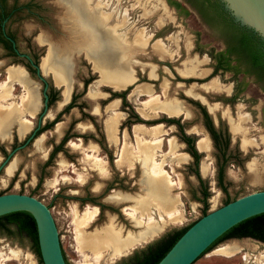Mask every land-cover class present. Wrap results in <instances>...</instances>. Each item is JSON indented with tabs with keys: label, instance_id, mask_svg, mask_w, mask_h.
Instances as JSON below:
<instances>
[{
	"label": "rangeland",
	"instance_id": "obj_1",
	"mask_svg": "<svg viewBox=\"0 0 264 264\" xmlns=\"http://www.w3.org/2000/svg\"><path fill=\"white\" fill-rule=\"evenodd\" d=\"M163 2L169 11L164 22L160 18L162 12L155 11L152 3L146 0H84L83 4L78 0H6V9L11 16L6 19L5 30L16 38L18 49L28 53L33 60L35 57L37 64L41 65L46 54L55 56L56 53L61 60L59 63L69 69L66 80L71 85V97L74 94L76 97L75 106L60 115L59 122L63 124L61 134L55 132L54 125L13 154L0 171V194L31 195L50 208L62 233L63 252L69 264H122L136 252L194 223L203 216L205 205L208 213L228 201L264 190V145L261 144L264 135V80L249 71L236 57L231 58L230 69L214 74V56L224 53V38L184 0H179L183 4L180 10L170 6L166 0ZM81 7L88 11L90 9L93 15L100 17L101 27L97 33L107 41L108 48L115 46L123 49V43L119 44L110 35L122 37L125 42L124 48L130 57L129 68L135 74V79L127 87L122 104L121 98L111 96L117 90L101 83L108 82L104 77L105 66L115 68L121 65V60H117L119 64L116 63V58L120 59V56L117 54L116 58H108L104 52V64L94 65L91 57L99 60L96 55L101 49L91 45L90 35L93 31L89 27L88 33L83 32L81 24L72 20L70 15L74 8ZM100 11L106 14V18L98 15ZM109 13L115 16L111 18ZM110 20L113 22L111 27V24H107ZM98 24L94 21V29ZM78 25L80 31L76 33L74 28ZM138 34L143 38V44L132 41ZM157 45L162 46V52L167 54L165 58H160ZM190 62L198 65L197 73L181 75L180 71ZM27 64L26 59L10 55L0 45V83L11 73L13 84L12 89L10 85L6 88L7 94L11 90L12 98L0 101L3 106L13 101L11 107L0 108V164L12 148L22 144L29 136L43 107V84L35 72H26ZM97 69L101 70V74ZM150 70L154 72L152 78L148 75ZM207 70L208 74H200ZM48 71L53 73L49 68L42 70V74L49 88H55L57 100L49 107L44 123L51 121L62 110L58 111L57 106L64 98V89L54 83ZM22 72L25 77L20 76ZM214 78L224 84L225 89L207 88L206 84ZM86 80L90 82L85 88ZM19 81H23L31 94L35 95L34 105H19L24 92ZM141 83H150L152 93L159 95L163 101L166 98L174 99L176 102L168 103V106L177 108L181 114L170 117L157 113V116L152 114L153 117L144 119L139 114V107H143L142 103L148 97L135 92L136 85ZM163 87L166 88L164 92ZM114 99H119L116 111L121 114L116 143L108 140L105 130L106 121L113 115L108 104ZM200 106L208 112L217 129L226 126L230 134V144L225 153L228 160L220 182L218 168L223 162V155L213 145ZM14 108L16 110L11 111ZM29 111L33 113L32 116ZM240 114L249 117V121L243 125L248 128L245 136L235 133L232 128L238 125ZM23 117L31 121L25 132H21ZM168 118L177 119L181 128L164 121ZM159 123H162L161 129L166 134L160 137V148L155 157L162 163L166 179L157 188L144 156L137 152L142 146L153 147L152 135L146 130L137 132L133 127L140 124L151 127ZM64 134L70 137L69 140L48 161L53 147ZM201 135L210 140L208 159L212 171L209 174L201 172V164L207 156L205 151L197 148L196 143ZM184 136L193 138L200 154L197 166L199 175L196 174L189 148L183 141ZM141 137L144 138L142 142ZM243 139L245 145L242 144ZM124 144L127 152L133 156L132 165L117 160ZM151 150L147 149L148 155L152 154ZM171 153L177 156L173 157ZM93 156L102 160L103 172L94 165ZM9 167H12L10 172ZM256 167L258 170L255 171ZM165 184H168V190H165ZM204 191L208 193L206 200L203 199ZM127 206L141 207L143 214L140 212V215L153 212L154 224L161 227L160 231L119 256L114 255L110 248H105L99 261H94L95 252L79 243L78 230L83 229L85 234H91L112 223L124 238L129 233L139 234L147 226L148 219L133 218L128 214L129 210L124 209ZM93 209L97 211H94V220L80 226L87 222L84 213ZM175 209L178 210L177 216L171 218L165 214V211ZM159 210L164 215L163 221L158 218ZM81 216L84 220L80 219ZM235 242L242 247L234 256L228 258L220 254L221 248ZM262 255L264 245L251 238L222 240L193 264H261ZM0 264L43 263L30 238L9 225L0 228Z\"/></svg>",
	"mask_w": 264,
	"mask_h": 264
},
{
	"label": "bare ground",
	"instance_id": "obj_2",
	"mask_svg": "<svg viewBox=\"0 0 264 264\" xmlns=\"http://www.w3.org/2000/svg\"><path fill=\"white\" fill-rule=\"evenodd\" d=\"M78 1H80V3H82L84 0H78ZM146 1H149L150 3H152L154 8H158L159 9L160 6L158 4H154L155 3L154 0H146ZM160 8L163 9L164 7H160ZM70 15L72 16L71 17L72 20H76L78 23L81 24V26H82L81 30L83 32L86 31L88 33V30H90V29L93 31V34L90 35L91 45H93V46H95L97 48L99 47L101 49V51H97L98 53L96 55L97 58L101 61V63L99 62V60H97L96 58L94 59L89 54V56L91 57V59L94 62V65H96V64H99V65L100 64H104L103 63V57H104L103 55H105V53L107 54L108 58H111V57L116 58V55L119 54V52L121 51L120 47L116 48L115 46H113L112 49L108 48L107 41L102 39L97 33L98 30L101 27V26H99L100 25V22H99V18L100 17L97 18L95 15L92 14V12H90V9L88 11V10H85L83 7L74 8V10H72ZM98 15L101 16V17H105L106 18V14L102 13L101 11H100V13H98ZM110 15L111 14L109 13V16ZM161 15L162 16L166 15L168 17V11L163 9ZM114 16H115L114 13H112L111 18H113ZM94 21L99 23L95 27V29L93 27L94 26ZM90 24H91V26H90ZM107 24L108 25L111 24V25H109L111 27L113 25V22L110 20V22L107 23ZM89 27H90V29H89ZM74 30H75L74 32H76V33L78 31H80L79 25L77 27L75 26ZM144 32H145V30L143 31V33ZM148 36H150V35H148ZM148 36H145V38H147ZM142 40H143V38H141V35L138 34V35H135L133 37L132 41H134L136 44H143L144 42ZM162 44L163 43H161V45ZM161 47L157 45V48L159 49L157 51L159 52L160 58H165L167 56V54L162 52L163 50H161L162 49ZM163 47L166 48V46H163ZM117 60H120V59L116 58V61ZM60 61L61 60H59V58L56 57V53H55V56H53V55L51 56L50 54H47L46 57L44 58V61L42 62V68H41V70H43V71L44 70L46 71L47 69L51 68L57 83H62L63 84V89H64L63 90V96H64V98H63V101H61L59 103V106H61L69 98L70 92L72 91L71 90V85L66 80V74H67V72H69L68 71L69 69L65 65L60 64L59 63ZM116 63L119 64L118 61ZM55 66H57V67L55 68ZM197 69H198V65L195 64L194 62H190V63L186 64V68L184 70L180 71V74L183 75V76L195 75L197 73ZM204 73L208 74L209 72H208V70H207V72L206 71L200 72V74H202V75ZM148 75H149L150 78H152L154 76L153 70H150ZM20 76L21 77H25V73L22 72L20 74ZM104 77L106 78V80L108 79V82H106V83H108L109 86L111 85V87L113 89H116V90H118V88H121L122 86L128 84L129 82H131V81H133L135 79L132 70L129 67H126L124 69L122 64L121 65H117L115 68L112 67L111 65H106L105 69H104ZM11 81H12V74L9 73L8 77L4 81H2L0 83V101L1 100H3V101L4 100H9V99L12 98L11 97L12 96L11 95V90H9L8 94L6 93V88L9 85H10L11 89L13 88V84L11 83ZM18 84L24 90V92L20 96L21 101H20L19 105H23V106H26L28 104L34 105V103L36 101L35 95L33 93L31 94V92L27 89V86L25 85V83L23 81H19ZM206 87L209 88V89H216V90H220V91L225 89V85L222 84L221 82H219L218 79H216V78L210 80L206 84ZM135 90H136L135 92L141 93V94L146 95L148 97V99L142 103L143 107L142 108L139 107V114L144 119H149L150 117H153L152 114L156 115L157 113H164V114H166L167 116H170V117H176V116H178V114H181L180 111L177 110V108L168 106L169 105L168 103H175L176 101L174 99H170V98H166V100H164V101L159 99V97H160L159 95H155V94L152 93L153 89H152V85L150 83H141L139 85H136V89ZM164 91H166V88L163 87V92ZM91 92H93V91H91ZM133 96H134V94H133ZM1 104L2 103H0V108L3 106ZM12 104H13V101L7 103L5 106H3V108L11 107ZM118 105H119V100L118 99H114L108 104V108L110 109V111H112L113 115L106 121V124H105V130H106V135H107L108 140H110L112 142H115V143L118 141L117 132H118V125H119V122H120V119H121V114L118 111H116V109L118 108ZM14 110H16V109L15 108L11 109V111H14ZM51 112H53V111H51ZM29 114L31 116L33 115V113H31L30 111H29ZM22 120H23V122H22L21 132H25L26 129L28 127H30L31 121L27 117H23ZM248 121H249V117L246 114H240V116L238 118V122H239L238 125L237 126L236 125L232 126L233 131L235 133H240L241 135H244V136L247 135L248 128L243 126V125L246 124V122H248ZM133 128H135L134 130H136L137 132H141V131H145L146 130L147 132L151 133V135H152V141L153 142H151V143H153V147H150L153 150V151L151 150L152 154L148 155L147 149L150 150V148H148L147 146H142L140 148V150L138 149L137 152L138 153L140 152L141 155L144 156V160H145L144 162H146V164H147L149 173L153 177L156 187L159 188L161 182L163 180L165 181V179H166V177H165V173L166 172H165L164 168L162 167V163L158 162L156 160V157H155L156 156V152L159 151V148H160V143H159L160 137H162L163 134H166L161 129L162 128V123L153 125L151 127H144L143 125L140 124V125H136V127H133ZM1 129H3V128H1ZM62 129H63V124L58 122L55 125V132L57 134H61L62 133L61 132ZM143 140H144V138L141 137V142ZM261 141H262L261 144L264 145V135L261 137ZM71 144H73L75 146H78L77 143H74V142H71ZM196 144L198 146L197 148H199L201 151H205L207 153V156L205 157V161H203L202 164H201V172L203 174H209L212 171L210 158L208 159L209 148L211 146L210 145V140L206 136H202L201 135L199 137V139L197 140ZM242 144L245 145L244 139H243ZM173 154L174 153H171V156H173V157L177 156V155H173ZM88 156L90 157V155H88ZM118 156L119 157H118L117 160H119V161H123L124 160L129 165H132L133 162H134L133 156L130 153L127 152L125 144L122 145V148H121L120 153H119ZM93 158H94V162H93L94 165L97 166V168H98V170L100 172H103L104 169L101 167L102 160L99 157H97V156H93ZM11 169H12V167H9L8 171L10 172ZM254 170L255 171L258 170L257 167L254 168ZM258 173H259V171H258ZM164 188H165V190H168L169 189L168 184H165ZM162 197H160V199ZM116 199H119V197H116ZM155 203H156V201H155ZM140 208L141 207L127 206L124 209L125 210H129L128 214L130 216H132L133 218H140L139 220L148 219V222H146L147 226L145 227V229L141 233H139V234H131V233H129L124 238V237L121 236V231L117 230L114 227V225L112 223H110L107 226H105L102 229H100L99 231H96V232L91 233V234H85L83 229L78 230V232H79L78 236H79L80 242H79V240L77 242L81 243L84 247L90 248L91 250H93L95 252L94 253V257H95L94 261H96V262L99 261L100 256H101V252L105 248H110L113 251V254L116 255V256L117 255L119 256V255H121V254H123L125 252L130 251L134 247V245L136 246V244H139V243L141 244V242H144L148 237L156 235V233L159 232L160 229H161V227H159V225H155L154 224V218L155 217L152 216V215H154V213L152 212V214H150V213L146 214L145 213L144 215H140V212L142 211V210H140ZM156 208H157V206H156ZM158 208L161 209V207H158ZM94 211H96V210L93 209V211L89 210V211L85 212L84 213L85 214V220H87V222L85 223V221H84L83 223H81L79 225L83 226V225H86V224L92 222L94 220V218L96 217V213ZM177 211L178 210H176V209L175 210H171V211L169 210L167 212L165 211V214L172 218V217L177 216V214H178ZM173 214H174V216H173ZM82 218L84 220V217L81 216L80 219L82 220ZM158 218H159L160 221L164 220V215H163L161 210H159V212H158ZM80 219H79V221H81ZM77 222H78V220H77ZM77 222H75V223H77ZM240 247H242V246L239 243L235 242L233 244H230L228 246H224L223 248H221L220 249V254L224 255V256H226L228 258H231L232 256H234L236 254V252L238 250H240L239 249ZM260 262H261V264H264V255L261 256ZM243 264H245V263H243Z\"/></svg>",
	"mask_w": 264,
	"mask_h": 264
},
{
	"label": "trees",
	"instance_id": "obj_3",
	"mask_svg": "<svg viewBox=\"0 0 264 264\" xmlns=\"http://www.w3.org/2000/svg\"><path fill=\"white\" fill-rule=\"evenodd\" d=\"M190 3L204 20L213 28H215L220 35L224 38L227 44V57L226 58L222 53H219L217 56H214L216 63L214 65V74L219 70H228L230 69L228 65L231 57H236L241 63L245 64L249 71L255 73L260 79L264 80V42L260 35L256 33L253 29L246 26L240 25L238 22H235L230 13L225 10L224 4L220 0H186ZM168 4L174 7H180L179 2L168 0ZM10 11L7 12L6 9V0H0V45H2L12 56H17L16 53L12 50L11 42L4 36L2 30V23L5 19L10 17ZM6 34L16 41V38L5 30ZM34 57V56H33ZM34 62L37 64V59L34 57ZM27 67L30 71L34 72V69L27 64ZM90 80L84 82V87H87V84ZM55 88L50 87L48 90L49 104H52L57 100V92ZM125 93V92H124ZM116 97L120 95L118 92L113 93ZM75 97L72 95V101L65 107L64 111H68L71 107L75 106ZM204 113L205 118V127L210 135V138L213 142L214 147H216L223 155V162L218 168V180L220 182L223 174V168L228 160L225 157L226 150L230 144V134L228 128L225 126L223 128L217 129L213 123L208 112L204 107L200 106ZM61 113L50 123L44 126L41 130L37 132L39 135L44 129L52 127L57 121H59ZM163 121V120H162ZM165 122H170L177 124L179 128L181 125L179 121L174 118H168L164 120ZM68 140L66 135L61 144ZM183 141L187 144L190 154L194 159V165L197 166L200 159V154L195 148L193 138L189 136H184ZM61 144L54 148L51 156L59 151ZM199 175V173L197 174ZM199 177V176H198ZM203 199L206 200L208 193L206 191L202 192ZM229 202V201H228ZM227 202V203H228ZM226 204V203H225ZM206 205L204 208V214L206 212ZM193 224V223H192ZM190 224V225H192ZM9 225L15 226L16 230L20 234L26 235L32 241L33 247L36 250L40 260V252L38 246V237H37V227L36 222L33 216L26 211H16L11 212L5 215L0 216V228H6ZM189 225V226H190ZM180 229L172 234L167 235L161 240L147 246L144 250L136 252L128 261L123 262L122 264H157L159 260L167 253V251L172 247V245L177 241V239L186 231L189 227ZM228 237H251L256 239H261L264 241V213L257 214L250 218H247L238 224L231 227L220 237H218L201 255L200 257L209 251L216 243L226 239ZM64 254V253H63ZM65 256V255H64ZM66 259V258H65ZM67 261V259H66ZM42 262V260H41ZM43 263V262H42ZM67 264L68 261H67Z\"/></svg>",
	"mask_w": 264,
	"mask_h": 264
},
{
	"label": "water",
	"instance_id": "obj_4",
	"mask_svg": "<svg viewBox=\"0 0 264 264\" xmlns=\"http://www.w3.org/2000/svg\"><path fill=\"white\" fill-rule=\"evenodd\" d=\"M220 1L235 22L253 29L264 42V0ZM184 2L188 4L187 1L184 0ZM5 23L6 19L2 23V30L4 36L11 42L12 50L17 56L29 62L35 69L37 78L44 83V87L42 89L43 110L38 117L37 127L22 145L7 155L0 164V171L5 168L17 150L24 148L32 139L36 138L35 134L41 127L42 118L49 109L48 82L42 74L41 63L36 64L28 53L18 49L16 41L5 32ZM16 211H26L33 216L43 264H67L63 254L62 233L50 208L31 195L23 193L0 194V216ZM261 213H264V190L254 191L236 198L206 213L190 225L157 264H193L223 233L239 222Z\"/></svg>",
	"mask_w": 264,
	"mask_h": 264
},
{
	"label": "flooded vegetation",
	"instance_id": "obj_5",
	"mask_svg": "<svg viewBox=\"0 0 264 264\" xmlns=\"http://www.w3.org/2000/svg\"><path fill=\"white\" fill-rule=\"evenodd\" d=\"M166 1L168 2V0H166ZM173 1L179 2V0H173ZM185 1H186V0H185ZM179 3L181 4L180 7H174V6H172V7H174L176 10H180V9L183 7V4H182L181 2H179ZM187 3H188V2H187ZM188 4L191 5L190 3H188ZM191 6H192V5H191ZM192 7H193V6H192ZM193 8H194V7H193ZM195 9H196V8H195ZM198 13H199V12H198ZM199 14H200V13H199ZM202 18H203V17H202ZM203 19H204V18H203ZM204 21H205V20H204ZM205 22H206V21H205ZM227 49H228V47H227V44H226L225 51H224V53H222L226 58H228V57H227ZM18 57H19V56H18ZM231 58H232V57H231ZM230 60H231V59H230ZM230 60H229V62H230ZM27 62H28V61H27ZM229 62H228V65H227V66H229ZM28 63H29V62H28ZM30 66H31V65H30ZM31 67H32V66H31ZM27 68H28V67H27ZM32 68H33V67H32ZM33 69H34V68H33ZM26 72H30V70H29V69H26ZM34 72H35V74H36L35 69H34ZM41 82H42V81H41ZM42 84H43V87H44V83H43V82H42ZM42 89H43V88H42ZM48 90H49V83H48ZM48 90H47V93H48ZM127 90H128V88H127L126 90L122 91V92H118L120 95H118L117 97H116L115 95H113V94H112L111 96H112V98H121L120 103L122 104V102H124L125 94H126V91H127ZM115 92H117V91H114L113 93H115ZM124 92H125V93H124ZM41 94H42V91H41ZM55 101H56V100H55ZM55 101H54V102H55ZM71 101H72V97H70V99H69V101L67 102V104H65V106H64L63 108H61L62 110H61L60 112H58V113L56 114V116H55L51 121H53V120L59 115V113H61V115H62V114L67 113L69 110H71L73 107H71L68 111H64L65 107H66ZM121 104H120V105H121ZM42 105H43V96H42ZM48 105H49V107L51 106V104H49V96H48ZM42 110H43V107H42V109H41V112H42ZM58 111H59V110H58ZM41 112L38 114V117H39V115L41 114ZM45 116H47V112H46V115H44L43 118H42V124H41V127L39 128V130H41L44 126H46L48 123L51 122V121H49V122H45V123H44L43 119H44ZM58 122H59V121H57L54 125H56ZM37 125H38V119H37L36 126L33 128V130L37 127ZM54 125H53V126H54ZM50 128H51V127H50ZM48 129H49V128H48ZM33 130H32V131H33ZM39 130H38V131H39ZM45 130H47V129H44V131H45ZM32 131H31V133H32ZM38 131H37V132H38ZM37 132H36V134H35V137L38 136V135H37ZM42 132H43V131H42ZM42 132H41V133H42ZM31 133H30V134H31ZM41 133H40V134H41ZM30 134H29V135H30ZM66 135H67V134H64V135H63V137L61 138V140L59 141V143L56 144V145L53 147L51 153L53 152V150H54L55 147H57L58 145L61 144L62 139H63ZM28 137H29V136H27V138H28ZM27 138H26V139H27ZM69 138H70V137H68V140H69ZM26 139H25V140H26ZM25 140H24V142H25ZM32 140H34V139H32ZM32 140H31V141H32ZM68 140H67V141H68ZM31 141H30V142H31ZM67 141H66V142H67ZM24 142H23V143H24ZM30 142H29V143H30ZM66 142H64L63 144H61V147H59V148H62ZM23 143H22V144H23ZM29 143H28V144H29ZM22 144H20V145H22ZM28 144H27V145H28ZM20 145H18V146H20ZM27 145H26V146H27ZM18 146H16V147H18ZM16 147L12 148V150L15 149ZM12 150H11V151H12ZM60 150H61V149H60ZM57 152H58V151H57ZM57 152H56V153H57ZM9 153H10V152H9ZM9 153H8V154H9ZM51 153H50V156H49V158H48V161H49V159H51V157H52L54 154H56V153H54V154L51 156ZM8 154H7V155H8ZM6 157H7V156H6ZM6 157H5V158H6ZM46 163H48V162H46ZM2 169H3V168H2ZM243 238H244V237H228V238L223 239V240H231V239H237V240H238V239H243ZM251 239H253V240H255L256 242H259L260 244H263V245H264V241L261 240V239H256V238H251ZM216 244H217V243H216ZM210 250H211V249H210ZM207 252H208V251H207ZM199 258H200V257H199ZM199 258H198V259H199ZM239 258H241V256H239ZM198 259H197V260H198ZM242 259H243V258H242Z\"/></svg>",
	"mask_w": 264,
	"mask_h": 264
},
{
	"label": "crops",
	"instance_id": "obj_6",
	"mask_svg": "<svg viewBox=\"0 0 264 264\" xmlns=\"http://www.w3.org/2000/svg\"><path fill=\"white\" fill-rule=\"evenodd\" d=\"M158 3H157V2ZM155 2V3H154ZM154 4H158L160 7H164L163 9H165V10H167L168 11V6L163 2V0H154ZM159 7V9L158 8H155V11H158V12H162V8H160ZM169 12V11H168ZM161 18V22H164L163 20L164 19H166L167 18V16L166 17H164V15L162 16V17H160ZM109 37H112V39L113 40H117L116 42H118L119 44H122L123 43V49L119 52V56H120V60H121V62H122V65H123V68L125 69L126 67H130V57H129V55H128V52H126L125 51V42H123V40L121 39L122 37H119V36H114V35H110ZM105 38V37H104ZM47 55V54H46ZM129 57V58H128ZM57 66H55V68H56ZM41 68H42V65H41ZM97 70H99V69H97ZM101 70H99V72H100ZM48 73L50 74V75H52V78H53V80H54V83L57 85V86H60L61 88H63V84L62 83H57V81H56V79H55V77H54V75H53V73L51 72V71H48ZM100 74H101V72H100ZM135 75V74H134ZM69 76V78H70V75H68ZM101 79H102V77H101ZM101 83H103V84H105V85H108L109 86V84L108 83H104V81H102ZM132 83L133 82H131V83H128V84H126V85H124V86H122L121 88H118V90H124L125 88H127L128 86H130V85H132ZM110 87H111V85H110ZM124 87V88H123ZM117 90V91H118ZM71 93L72 92H70V96H69V98L61 105V106H59V103L61 102V101H59L58 102V106H57V110H60L65 104H67V102L69 101V99H70V97H71ZM119 100V99H118ZM37 105V104H36Z\"/></svg>",
	"mask_w": 264,
	"mask_h": 264
}]
</instances>
